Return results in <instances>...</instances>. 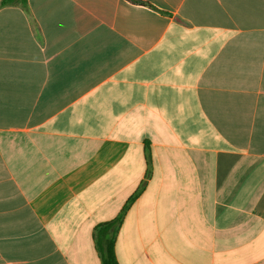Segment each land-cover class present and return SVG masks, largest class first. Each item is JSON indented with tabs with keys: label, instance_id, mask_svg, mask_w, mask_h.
<instances>
[{
	"label": "crops",
	"instance_id": "1",
	"mask_svg": "<svg viewBox=\"0 0 264 264\" xmlns=\"http://www.w3.org/2000/svg\"><path fill=\"white\" fill-rule=\"evenodd\" d=\"M2 0H0L1 2ZM0 7V264H264V0Z\"/></svg>",
	"mask_w": 264,
	"mask_h": 264
},
{
	"label": "trees",
	"instance_id": "2",
	"mask_svg": "<svg viewBox=\"0 0 264 264\" xmlns=\"http://www.w3.org/2000/svg\"><path fill=\"white\" fill-rule=\"evenodd\" d=\"M133 3H141L139 0H128ZM20 6L28 10V0H2L0 7ZM139 192H137L124 207L121 214L114 220L99 224L94 232L96 250L100 254L102 264H119L116 258L115 245L118 230L122 224L123 217L131 204L135 201Z\"/></svg>",
	"mask_w": 264,
	"mask_h": 264
}]
</instances>
